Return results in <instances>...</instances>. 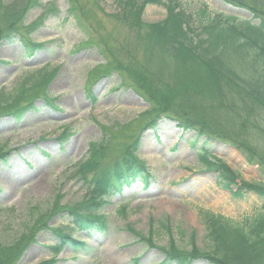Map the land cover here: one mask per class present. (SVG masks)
<instances>
[{
	"label": "rangeland",
	"instance_id": "rangeland-1",
	"mask_svg": "<svg viewBox=\"0 0 264 264\" xmlns=\"http://www.w3.org/2000/svg\"><path fill=\"white\" fill-rule=\"evenodd\" d=\"M0 2L20 8L19 15L5 14L0 5V32L17 22L31 30L20 28V35L44 44L26 54L18 38L1 43L0 92L17 94L21 83L33 86L40 69H58L46 91L28 90L34 108L21 119L10 113V99L0 95V149L9 153L0 160V264H160L161 248L174 242L190 251L212 250L205 213L241 222L263 209V198L253 192L234 197L221 176L226 168L240 174L234 191L240 179H263L256 162H264L263 119L250 115L244 123L246 113H234L228 104L213 116L200 113L204 123L231 134L234 143L198 137L197 130H184L164 115L148 124L154 100L181 102L190 97L185 88L223 105L211 71L199 63V51L196 58L176 55L173 37L180 26L195 27L201 35L202 9L210 18L223 14L256 22L249 8L224 0ZM177 14L183 22L167 21ZM158 23L163 27L153 28ZM226 64L233 68V62ZM129 147L146 178L123 184L110 196L94 194V181ZM206 151L223 171H213L217 165L211 162L206 169L200 156ZM94 201L106 230L69 228L86 248L65 244L55 252L60 242L55 230L75 225L66 208L79 210ZM192 264L213 263L199 258Z\"/></svg>",
	"mask_w": 264,
	"mask_h": 264
},
{
	"label": "trees",
	"instance_id": "trees-1",
	"mask_svg": "<svg viewBox=\"0 0 264 264\" xmlns=\"http://www.w3.org/2000/svg\"><path fill=\"white\" fill-rule=\"evenodd\" d=\"M224 1L234 6L249 8L254 14V20L257 21L239 20L237 17L223 14H217L210 18L207 15V8H205L200 11L202 15L199 18L198 27L201 35L197 34L198 30L195 27L190 26L189 32V30L183 31L180 26L179 32L173 37L174 44L172 45V51L176 55L187 53L190 57L196 58L195 51H199V63L211 71L213 81H216L220 89L221 104L223 105H219L213 97L207 98L205 93L197 94L195 88L194 90L185 88L184 92L189 93L190 97H186L181 102L168 97L162 101L154 100L152 110L154 113L153 118L151 117L152 119L148 122L149 127L154 126L157 120L164 115L176 119L184 130H197L198 137L202 135L216 139L221 137L234 143L231 134L223 131L218 132L213 125L204 123L200 113L205 115L209 113L213 116L211 113L218 112L221 106L228 104L229 107H233L234 113H246L247 117H243L246 119L244 123L249 120L250 115L254 116L255 121L264 120V0H251L250 3L246 0ZM0 5L6 7L5 14L7 11H11L10 13L13 15L20 14L17 3L6 6L0 2ZM3 15L1 14V16ZM179 16L178 14L169 15L167 21L173 18L181 21ZM154 27L161 29L163 26L158 23L154 24ZM20 28H25L23 30L27 34L31 31L29 26L22 27L17 25V22L9 24L3 32H0V45L4 40L13 41L18 38L27 50L26 54L33 53L43 47L44 44L34 43L32 40L34 37L31 35L25 37L20 35ZM186 35L195 45L187 41ZM227 62H233V68L227 67ZM57 72V68L51 71L40 69L33 80V86L28 87V84L23 82L21 83L22 89L17 94L13 93L7 96L0 92L2 97L10 99L7 103L10 113L12 112L13 116L21 119L29 109L34 108L35 98H32L33 95H30V98L27 97L26 93L32 87L43 88L46 91ZM90 95L95 99L93 93ZM155 99L157 98L155 97ZM68 135L69 132L66 130L64 138ZM137 142L133 143L132 147L135 148ZM7 153L4 149H0V160L5 158ZM124 154L119 160L110 164L102 176L94 181V189H92L94 194L100 191V193L110 196L119 191L123 184L129 183L137 177L146 178L145 171L137 159L138 157L133 154L132 148H127ZM209 155L210 153L207 151L200 155L204 158L206 169H208L207 162L217 165L212 168L213 171L222 169V166H218V161L208 158ZM247 161L250 164L256 162L259 164L263 179L252 182L240 179L242 184L238 186L237 191H234L231 188L232 183L235 177L238 178L240 174L226 168L224 171L222 169L221 175L225 182L224 186L230 190L234 197L242 198L246 193L253 192L264 199V162L261 163L258 160L255 162L250 158ZM66 209L73 217L75 225L72 223L73 225L58 227L55 230V233L60 237V242L55 246V252H59L65 244L82 250L86 248V242L75 240L73 234L68 232L69 228L100 231L107 228L106 220L97 213L100 207L95 201L82 207V210ZM205 217L207 238L212 250H203L194 246L190 251L180 248L174 242L161 248L165 253V259L160 264H192L199 258L206 259L213 264H264V207L241 222H234L232 219L209 212L205 213ZM163 227L168 231L171 230L167 225H163ZM141 238L145 239L142 235ZM151 246L155 245L151 244Z\"/></svg>",
	"mask_w": 264,
	"mask_h": 264
}]
</instances>
